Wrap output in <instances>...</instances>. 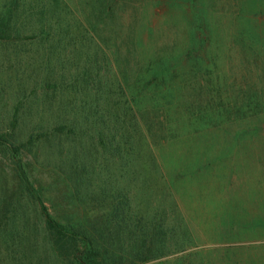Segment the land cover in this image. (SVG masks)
Segmentation results:
<instances>
[{"label":"rangeland","instance_id":"1","mask_svg":"<svg viewBox=\"0 0 264 264\" xmlns=\"http://www.w3.org/2000/svg\"><path fill=\"white\" fill-rule=\"evenodd\" d=\"M59 1L50 36L37 9L0 40V142L20 157L0 150V264H73L42 202L110 264H264V0ZM84 47L106 55L108 93L141 99L125 156L56 131L80 118ZM154 223L175 230L164 245Z\"/></svg>","mask_w":264,"mask_h":264},{"label":"trees","instance_id":"2","mask_svg":"<svg viewBox=\"0 0 264 264\" xmlns=\"http://www.w3.org/2000/svg\"><path fill=\"white\" fill-rule=\"evenodd\" d=\"M8 1L10 5L15 4L16 6H12L7 12L2 13L1 10H3L4 7L0 5L1 41L10 38L12 28H15V23H13V16L15 15L21 16L28 13L32 16L38 9L36 13H41L43 16H46L39 27L35 29V32H38V36L42 38L43 36H50L52 32L51 28L62 23L59 16H61L63 8L59 4V0H35L36 3H34L33 0ZM7 15H9V17ZM11 15L13 16L11 17ZM83 56V66L81 65V67H83L84 70V107L82 103H80V100L78 103L77 98L69 102L70 107L73 108L75 113H78V108L81 109L80 114L77 115V117L81 119L75 118L67 120L65 118L63 121H60L56 131L62 133L69 128L73 133L78 135L81 134L92 137L106 148H109V146H118V144H120V146L114 149L119 154L121 153L122 156H125L131 152L130 149L127 151L125 146L131 144L129 143L131 142L130 138L132 136H138L137 138L135 137L138 139L139 134H142L144 130L145 119L143 115L139 114L136 110V104H139L141 99L137 96L130 98L127 97L128 95L125 96L123 94H121L119 99H116L108 93V87L106 89V84L104 83L106 81L99 78L103 71V68L99 66H108L107 62L103 60V58H107L106 55L102 54L99 50L94 51L88 47H84ZM101 61H103L102 64ZM76 65L80 66L79 63ZM156 73L162 74L163 72L162 70H157ZM73 86H75V82ZM125 87H127V85H123L122 82L120 89L123 91ZM61 122H63V124H61ZM112 126L117 129L120 128V130L123 131L119 139H117V132L115 133L112 131ZM132 131L133 134L129 136L128 132L131 133ZM118 141L120 143H117ZM3 148L6 150L5 152L10 154L12 160L20 161L19 147L14 146L8 137H3L0 142V150ZM20 167H22L21 164ZM26 182H29L27 178ZM28 184V186H30V183ZM41 207L47 231L59 257L62 259H70L73 264H110L101 253L100 247L93 241V237L83 228V225H73L71 223L62 222L49 211V208L43 202ZM154 225L155 229H153V236H151L153 238L155 235L160 236L159 241L164 245L165 241L172 236L175 230L170 228L168 224L166 226V224L161 225L158 223V225H156L154 223ZM121 231L123 234L127 235V231L124 227H121ZM150 231L151 230H148L146 235H149ZM132 232L133 230L131 228L129 233ZM133 242L136 244L135 237ZM156 244V242L153 243V245Z\"/></svg>","mask_w":264,"mask_h":264},{"label":"crops","instance_id":"3","mask_svg":"<svg viewBox=\"0 0 264 264\" xmlns=\"http://www.w3.org/2000/svg\"><path fill=\"white\" fill-rule=\"evenodd\" d=\"M261 11H262V10L259 11V13H260L259 17L261 16Z\"/></svg>","mask_w":264,"mask_h":264}]
</instances>
